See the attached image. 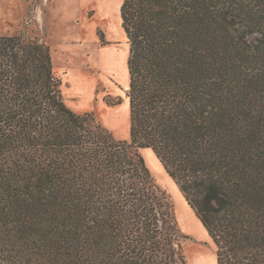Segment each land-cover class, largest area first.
<instances>
[{
  "label": "trees",
  "instance_id": "16d2710c",
  "mask_svg": "<svg viewBox=\"0 0 264 264\" xmlns=\"http://www.w3.org/2000/svg\"><path fill=\"white\" fill-rule=\"evenodd\" d=\"M121 18L129 139L67 104L47 42L0 36V264H189L143 148L217 264H264V0H124Z\"/></svg>",
  "mask_w": 264,
  "mask_h": 264
},
{
  "label": "rangeland",
  "instance_id": "374dc122",
  "mask_svg": "<svg viewBox=\"0 0 264 264\" xmlns=\"http://www.w3.org/2000/svg\"><path fill=\"white\" fill-rule=\"evenodd\" d=\"M41 3L42 0H0V36L38 35L45 41L36 17ZM80 3V0H56L55 4L51 5L46 29L49 40L55 42L57 47V51H54L55 60L63 63L68 58L70 64L89 67L88 72L102 83L101 94L104 95L108 105L111 104L107 99L110 102L122 99L121 104L112 108L101 106L100 103L94 104L95 113L92 114L95 121L103 125L102 117L114 121L115 137L129 139L130 104L126 96L130 84L127 65L129 44L122 28L121 7H118L116 0L111 5L109 3L104 5L101 1L94 0L92 5L96 9L92 23L101 26L97 29L98 36L99 31H102L107 41L105 32L107 30L111 39L117 42L113 47L107 48L103 65L98 48L86 49V46L81 47L79 43L74 44V41L80 42L81 28L76 21L78 17H82ZM56 16V19H52ZM255 38L256 35L249 36L252 41ZM141 152L157 184L167 193L174 205L179 227L187 236L184 240V249L189 264H217L216 247L202 221L188 207L185 196L175 180L169 176L152 149L143 148Z\"/></svg>",
  "mask_w": 264,
  "mask_h": 264
},
{
  "label": "crops",
  "instance_id": "0c3cea01",
  "mask_svg": "<svg viewBox=\"0 0 264 264\" xmlns=\"http://www.w3.org/2000/svg\"><path fill=\"white\" fill-rule=\"evenodd\" d=\"M56 0H42L41 5L38 8L36 17L38 19L43 38L47 42V44L51 47V53H52V60H53V66L55 71L59 76L63 79V92L65 95V99L67 104L74 109L77 112L80 113H95L94 112V104L101 106H108V108L117 107L108 105L104 100V95L101 94L100 90V83L99 79L97 77L92 76L88 72L89 67L81 66V65H73L70 64V61L66 59L65 62L61 63L60 61L55 60V54L54 51H57V47L54 44L55 42H52L49 40V34L46 29V26L49 22L50 18V10L51 5L55 4ZM104 5L109 3L111 5L112 2L115 0H99ZM118 7L122 6V3L124 0H116ZM80 6H81V12L82 17H78L76 20L77 23H79L81 32H80V42L79 43L81 47L86 46L85 48H95L101 55V61L104 65V56H106L107 48L113 47L117 42H114L111 37L108 35V31L105 30L107 33V42L103 43L100 40V37L98 36L97 25H93L92 19H94V16L96 14L95 6H92L94 3V0H80ZM95 5V4H94ZM57 16L52 19H56ZM123 28V27H122ZM124 30V29H123ZM54 49V50H53ZM72 65V66H71ZM87 89V90H86ZM102 122L106 127H108L110 130H112L115 133L114 127L115 123L114 121H110L107 119L101 118ZM188 204V203H187ZM188 207H190L188 205ZM190 209L193 211V209L190 207ZM194 212V211H193ZM195 213V212H194Z\"/></svg>",
  "mask_w": 264,
  "mask_h": 264
}]
</instances>
